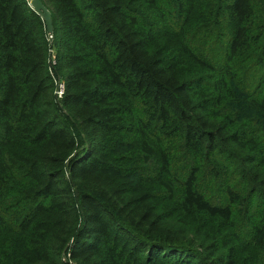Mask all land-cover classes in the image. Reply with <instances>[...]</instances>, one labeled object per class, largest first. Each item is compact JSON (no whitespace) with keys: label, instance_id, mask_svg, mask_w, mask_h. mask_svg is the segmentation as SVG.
<instances>
[{"label":"trees","instance_id":"16d2710c","mask_svg":"<svg viewBox=\"0 0 264 264\" xmlns=\"http://www.w3.org/2000/svg\"><path fill=\"white\" fill-rule=\"evenodd\" d=\"M42 1L0 0V264H264V0Z\"/></svg>","mask_w":264,"mask_h":264},{"label":"rangeland","instance_id":"374dc122","mask_svg":"<svg viewBox=\"0 0 264 264\" xmlns=\"http://www.w3.org/2000/svg\"><path fill=\"white\" fill-rule=\"evenodd\" d=\"M30 1V0H29ZM194 26H195V24H194V22H192L191 23V25L190 26H188L187 27V33H188V37L190 36V37H192L193 36V38L195 39V40H198V38H199V34L195 31L194 32ZM189 39V38H188ZM52 41V40H51ZM207 49V48H206ZM214 51H216V49L214 50ZM52 56H55V50H54V53H53V55ZM52 57H51V61H52ZM185 68V67H184ZM188 69V67L186 66V68H185V70H187ZM195 75H200V73L198 74H196V73H194ZM230 108L234 111V112H236L239 116H242V115H246L247 113H248V109L246 108V107H244V106H240V105H236V104H231L230 105ZM218 158H214L213 156H211L210 158H208L206 161V163L204 164V174H205V179H204V183H207V181H210V182H212V183H210V184H207V185H205V184H203V187H207L208 188V191H210L209 192V194L211 195V193L212 194H215V195H217L218 193H219V191H220V189H219V186H218V182H215V181H217L216 180V176H215V174L213 173V171H212V168L213 167H215V164L216 165H218L219 163H220V160H221V162H222V169H223V171H226V170H228V168H227V165H226V162H224L222 159L223 158H225L224 156H222L221 158H220V155H218L217 156ZM179 159L177 160V165H182L184 162V158L183 157H178ZM225 161H227V160H225ZM183 162V163H182ZM154 173V174H153ZM148 175H150V176H153V177H156V173L155 172H152V173H149ZM210 179H213V180H210ZM155 189H159V188H155ZM205 189V188H204ZM163 194H165V195H167V192L166 191H164L163 192ZM175 194H177V195H180L181 194V189H179L178 187H176L175 188ZM165 202L166 203H173V201H171V200H165Z\"/></svg>","mask_w":264,"mask_h":264},{"label":"water","instance_id":"95a60500","mask_svg":"<svg viewBox=\"0 0 264 264\" xmlns=\"http://www.w3.org/2000/svg\"><path fill=\"white\" fill-rule=\"evenodd\" d=\"M29 4L37 13L42 16L46 23V29L48 34L53 37L55 29L53 14L51 10L45 5L42 0H30Z\"/></svg>","mask_w":264,"mask_h":264},{"label":"built area","instance_id":"2783aa9c","mask_svg":"<svg viewBox=\"0 0 264 264\" xmlns=\"http://www.w3.org/2000/svg\"><path fill=\"white\" fill-rule=\"evenodd\" d=\"M50 38L52 39V36H50ZM58 85L59 86H58V89H57V94L61 98V97H63V95L65 93V83L63 81H59Z\"/></svg>","mask_w":264,"mask_h":264}]
</instances>
